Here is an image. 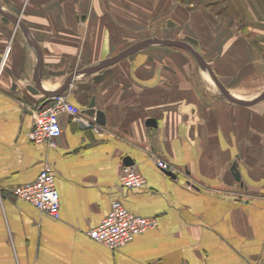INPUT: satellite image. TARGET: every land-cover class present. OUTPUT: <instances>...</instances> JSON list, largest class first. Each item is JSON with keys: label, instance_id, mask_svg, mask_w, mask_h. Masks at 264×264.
I'll return each instance as SVG.
<instances>
[{"label": "crops", "instance_id": "obj_1", "mask_svg": "<svg viewBox=\"0 0 264 264\" xmlns=\"http://www.w3.org/2000/svg\"><path fill=\"white\" fill-rule=\"evenodd\" d=\"M199 1L1 0L29 36L0 12V264H264V99L221 98L181 47L149 44L102 66L145 39L173 38L187 8L183 38L199 40L229 90L257 97L264 88L243 89L264 85V0H224V18ZM37 82L82 109L78 121L61 116L56 146L29 138L32 109L51 97L29 88ZM93 98L105 124L83 112ZM127 156L144 187L120 185ZM45 163L59 217L13 191ZM113 199L158 226L116 249L97 241L89 231Z\"/></svg>", "mask_w": 264, "mask_h": 264}, {"label": "built area", "instance_id": "obj_2", "mask_svg": "<svg viewBox=\"0 0 264 264\" xmlns=\"http://www.w3.org/2000/svg\"><path fill=\"white\" fill-rule=\"evenodd\" d=\"M5 61V59H4ZM33 127L29 138L36 142H47L56 146L63 133L61 116L68 114L72 120L78 121L82 109L71 102L67 96L60 94L48 97L46 101L36 104L32 109ZM96 121V120H95ZM98 122H94L96 126ZM163 170H171V165L163 159L157 160ZM120 185L126 188H142L147 178L133 164H124L120 169ZM14 194L32 202L41 210L53 216H60V193L56 185L53 166L45 163L38 177L32 181L14 187ZM157 217L142 216L129 210L120 199H113L109 214L102 222L89 231V235L112 249L132 242L135 237L151 228L157 227Z\"/></svg>", "mask_w": 264, "mask_h": 264}, {"label": "water", "instance_id": "obj_3", "mask_svg": "<svg viewBox=\"0 0 264 264\" xmlns=\"http://www.w3.org/2000/svg\"><path fill=\"white\" fill-rule=\"evenodd\" d=\"M0 12L3 13L6 20H9L10 18H12L22 29L25 30V32L29 36V30L26 27V25L24 24V22H22L21 18L19 16H14L8 10H6L3 7L1 0H0ZM156 43L157 44H164V45H168V46L181 47V48L188 50L194 56L199 67L206 74L209 75V77L213 80L215 85L218 87V89L220 90L221 98H223L227 101L237 103V104H242V105H252V104H255V103L264 99V90L257 97H255L253 99H245L243 97L236 95L231 90H229L225 86V84L221 81L219 76L216 74V72L214 71L212 66L205 59L203 54L199 50H197L196 46L199 44V40L196 37H193L191 35H186V36H184V38H181V39L159 38V37H151V38L145 39V40L140 41V42L136 43L135 45L131 46L130 48H128L124 52L120 53L118 56H115L114 58H111V59L105 61L102 64V66H106V65L115 63L116 61L124 58L128 54L140 49L141 47H143L145 45L156 44ZM83 72H86V70ZM80 73L81 72H78L77 74H80ZM29 88L36 93L42 91L48 96H57V95H60L63 91L62 89L61 90L44 89L40 86V84L38 82L35 84V86H29ZM95 107H96V100H95V98H93L89 107L84 109L83 112L87 113L90 116H95L98 123L105 124L106 123V116H105L104 111L97 110ZM149 122L155 123L154 118H151L149 120ZM80 124H82L83 127H87V125L84 124L83 122H80ZM89 126H92V124H90ZM125 159H126L125 160L126 164H133L134 163L133 159L129 156H127ZM233 170H235V175L237 176V178H239L240 173L238 171L236 164L233 165ZM165 171L168 172L169 174L175 175V174H173V172L171 170H165Z\"/></svg>", "mask_w": 264, "mask_h": 264}, {"label": "rangeland", "instance_id": "obj_4", "mask_svg": "<svg viewBox=\"0 0 264 264\" xmlns=\"http://www.w3.org/2000/svg\"><path fill=\"white\" fill-rule=\"evenodd\" d=\"M223 1L224 0H221V1H217V2H214L211 0H200L199 3L201 6H204V7H209L210 10L214 11L216 14L219 15V17H222L224 18L225 16L228 17L229 16V8L226 7L224 4H223ZM227 8V9H226ZM183 13L185 14V16L188 14V10L187 8L186 9H183ZM185 16L184 18L180 19L179 18V26L178 28H176L175 30L172 31V34L170 33L171 37L175 38V39H181L183 38V35L186 34V33H190L191 31V28L190 26H187V21L185 20ZM228 23V22H227ZM188 55L190 57V60L192 62V65H194V68L196 69L197 73L198 74H194V75H197V76H200V78L202 79V83L205 84L208 89L212 92H216L217 94L219 93L220 94V90L218 89V87L215 85V83L213 82H210L207 77H206V73L201 69L199 68L194 56L188 52ZM199 68V69H198ZM260 73V70H253V76H256ZM240 80V79H239ZM245 81V80H243ZM264 88V85H261L259 88H256V87H251L249 86L248 88H245L243 89V93L245 95H251V94H256V93H259L260 91H262V89Z\"/></svg>", "mask_w": 264, "mask_h": 264}, {"label": "bare ground", "instance_id": "obj_5", "mask_svg": "<svg viewBox=\"0 0 264 264\" xmlns=\"http://www.w3.org/2000/svg\"><path fill=\"white\" fill-rule=\"evenodd\" d=\"M206 77H207V79L210 81V82H212L213 83V80L209 77V75L208 74H206ZM257 79V86H258V84H259V81H260V79H261V77H259V78H256ZM260 86H261V83H260ZM257 88V87H256Z\"/></svg>", "mask_w": 264, "mask_h": 264}]
</instances>
